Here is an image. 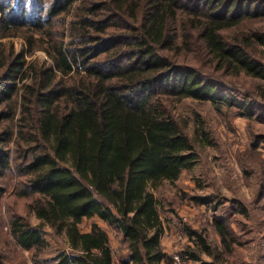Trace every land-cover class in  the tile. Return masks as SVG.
Segmentation results:
<instances>
[{
    "label": "trees",
    "instance_id": "trees-1",
    "mask_svg": "<svg viewBox=\"0 0 264 264\" xmlns=\"http://www.w3.org/2000/svg\"><path fill=\"white\" fill-rule=\"evenodd\" d=\"M0 15V264L24 251L32 264H176L163 246L166 224L152 189L193 169L199 153L171 102L239 105L242 114L264 119V106L252 101L259 93L236 98L222 78L245 73L264 81V56L255 46H264V30L236 39L224 33L263 19L261 3L0 0ZM18 36L27 41L21 53L3 40ZM194 41L220 76L174 62L171 51L192 50ZM38 49L51 65L27 59ZM30 71L31 82L19 85ZM13 189L16 198L33 200L27 207L39 224L13 205L2 209ZM86 218L121 234L126 252L119 263L108 228L95 221L83 231ZM230 218L214 219L229 252ZM45 225L66 231L71 250L42 258ZM181 254L198 259L191 250Z\"/></svg>",
    "mask_w": 264,
    "mask_h": 264
},
{
    "label": "rangeland",
    "instance_id": "rangeland-1",
    "mask_svg": "<svg viewBox=\"0 0 264 264\" xmlns=\"http://www.w3.org/2000/svg\"><path fill=\"white\" fill-rule=\"evenodd\" d=\"M258 1L264 10V0ZM243 23L244 25L233 27L224 33L231 39H236L246 30L251 34L258 28L264 30V17ZM3 40L14 42L18 53H21L19 48L27 44L26 39L21 36L6 37ZM196 42L198 41L191 44L192 50L174 49L170 56L174 62L218 75L205 59L202 47ZM255 46L264 56V46ZM26 56L29 61H36L40 65L52 64L44 49ZM32 77L33 72L30 71L24 81L20 80L19 85L30 83ZM222 78L235 90L236 98L243 99L247 94L253 96L257 92L260 95L255 94L254 99H250L264 106L263 80L245 73ZM171 112L192 138L199 153V161L193 169L184 170L176 182L163 180L157 188L152 189L158 198L160 213L166 224L163 237L166 251L168 249L164 239L166 243H172L170 249L174 259L175 255L180 257V261L175 259L176 264H264V119L258 114H242L243 109L239 105H223L219 108L214 103L191 97L172 101ZM14 190L2 201V209L7 204L13 205L31 223L39 224L40 220L27 207L33 200L16 198ZM193 196L205 198L206 203L194 201ZM216 216L231 217L232 229H235L229 230L227 235V242L233 249L231 252L215 229ZM95 221L108 228L114 259L119 263L120 258L125 255L126 245L116 229L96 218L84 219L80 227L83 231H90ZM187 226L197 229L206 242L196 235L188 234ZM45 228L48 244L40 255L42 258L71 250L66 231L57 233L50 225H45ZM184 250L196 252L198 259L184 257L181 254ZM11 259H5L4 263L32 264L29 251L15 253Z\"/></svg>",
    "mask_w": 264,
    "mask_h": 264
},
{
    "label": "crops",
    "instance_id": "crops-1",
    "mask_svg": "<svg viewBox=\"0 0 264 264\" xmlns=\"http://www.w3.org/2000/svg\"><path fill=\"white\" fill-rule=\"evenodd\" d=\"M164 244L166 245V247H167L169 253H173L172 250L170 249V248H172V245H171L172 243H166V241H165V239H164Z\"/></svg>",
    "mask_w": 264,
    "mask_h": 264
},
{
    "label": "built area",
    "instance_id": "built-area-1",
    "mask_svg": "<svg viewBox=\"0 0 264 264\" xmlns=\"http://www.w3.org/2000/svg\"><path fill=\"white\" fill-rule=\"evenodd\" d=\"M175 259L179 260L180 261V257L178 255H175ZM176 260V261H177Z\"/></svg>",
    "mask_w": 264,
    "mask_h": 264
}]
</instances>
